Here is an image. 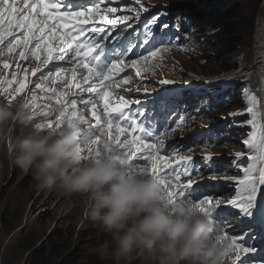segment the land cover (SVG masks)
<instances>
[{"label": "snow or ice", "instance_id": "1", "mask_svg": "<svg viewBox=\"0 0 264 264\" xmlns=\"http://www.w3.org/2000/svg\"><path fill=\"white\" fill-rule=\"evenodd\" d=\"M123 2L91 0L90 6L74 11L73 6L68 4L62 11L63 0H0V57L15 56L22 61L34 59L38 62L32 68L31 75L36 77L39 73V76L29 89L31 94L25 97L32 105L36 118L48 112L52 105H39L37 102L41 97L35 90L50 93L47 100L61 106L63 115L61 118L54 114V118L48 117L44 123L51 127L59 119L56 126L63 129L72 121H77L81 136L91 130V134L84 140L82 153L90 151L93 143L98 146L101 141H108L119 151L129 154L132 170L140 173L147 171L155 178L165 188L173 204L190 201L217 223L213 213L219 207V201L214 204L212 195L196 193L192 189L196 183L192 179L193 157L181 154L175 144L166 145L165 142V137L181 126L184 111L181 110L174 126L165 127L175 106L162 101L157 122H147L143 111L134 112L131 108V105H140L141 101L125 99L117 91L133 80V76L127 73L119 80L116 79L125 69L135 70V77L142 81V72L163 67L162 64L153 65L152 60L159 58L162 61L170 48L179 49L171 40L165 43L164 37H157L152 31L153 26L166 13H157L147 18L142 26L143 31H138L130 21L138 23V9H148L141 0H130L121 8ZM162 28L167 29L169 25L165 23ZM133 33L137 35L133 37ZM110 39L119 42V49L116 43L111 46L106 43ZM0 63L4 69H9L8 59ZM23 71L26 72L27 68ZM78 79L80 82H77ZM12 81L18 86L10 91L0 87V94L6 93L0 103H11L28 88V84L17 79L15 73L7 83L10 85ZM3 83L0 77V84ZM159 83L164 85L173 81L162 79ZM143 90L146 93L149 91L146 85ZM123 91L130 92L132 89ZM136 91H140L139 86ZM80 93H87V98ZM113 95L118 96V100L110 102L109 97ZM243 95L246 98V113L237 115L246 114L250 117L247 125L251 131L243 142L247 151L234 155L238 162L240 158L246 157L247 166L239 167L238 163L234 170L241 175L224 179L236 182L237 198L229 201V204L237 207L243 215L250 216L252 209L257 207V198L264 200V104L251 87ZM101 106L102 111L99 110ZM88 114L92 121L87 118ZM191 150L188 149L189 152ZM205 158L212 160L210 153ZM182 177L187 178L186 182H182ZM210 179L215 180L216 177L211 176ZM241 193L246 195L242 196ZM201 195L203 198H200ZM222 229L232 254L235 253L234 259L231 254L229 260L233 264H246L248 258L246 255L242 258L241 253H255L256 249L245 246L243 237L238 241Z\"/></svg>", "mask_w": 264, "mask_h": 264}, {"label": "clouds", "instance_id": "2", "mask_svg": "<svg viewBox=\"0 0 264 264\" xmlns=\"http://www.w3.org/2000/svg\"><path fill=\"white\" fill-rule=\"evenodd\" d=\"M145 3L160 5L158 0ZM180 68L170 64L169 71L176 76L184 65ZM53 114L62 118L63 108L54 105L38 119L25 97L0 103V154L6 148L12 166L25 175L31 171L37 189L58 190L57 197L82 207L78 228L89 221L87 229L108 237L94 255L101 253L111 264L133 255L143 264H229L232 249L222 227L199 207L190 201L173 204L155 178L132 170L129 154L108 141L93 143L82 153L91 130L79 135L77 121L60 129L59 119L49 127L44 121ZM76 245L74 241L72 249Z\"/></svg>", "mask_w": 264, "mask_h": 264}, {"label": "rangeland", "instance_id": "3", "mask_svg": "<svg viewBox=\"0 0 264 264\" xmlns=\"http://www.w3.org/2000/svg\"><path fill=\"white\" fill-rule=\"evenodd\" d=\"M158 1L159 7H152L147 3H143L148 11L138 9L141 15L139 22L141 21L144 25L146 19L152 15L166 13L153 26L152 31L157 37L163 36L165 43L171 40L173 44L179 46V49L176 47L170 48V54L173 57L172 62L180 67L184 65L182 73L176 75L190 78V73H221L223 70L220 61L216 58L219 53H217L218 51L213 44L209 42L207 31L209 30L213 33L216 31L218 33V30L210 24L202 23L200 26V18H206L209 11H214L218 5L227 0ZM126 4L128 3L120 5L121 8ZM260 4L256 29L264 17V0H261ZM187 6L192 8L188 12L184 11V7ZM205 10L207 16L203 14ZM179 12L183 13V15L178 16ZM186 15H188V21L192 19L188 26H186L185 21ZM165 23L169 25V28H162V25ZM256 29L255 27L253 29L255 57L258 50V31ZM173 33L175 35H172ZM236 51V48H230L227 54V59L230 62L236 61L239 58V54ZM256 63V58H254L255 68H257L258 64ZM14 73L17 75V69ZM159 73L161 74V71ZM237 79L243 81L241 77H237ZM144 83L148 89L153 90H149L147 93L144 91L137 92L136 87L133 86L130 88L132 89L130 92L135 94L132 99H139L141 101L140 105L131 106H133L135 111H143L145 118H148L155 111L159 110L161 102L166 100V98L167 103L171 105L170 102L172 100L176 99L179 94L182 95V100H179L174 105L175 111L169 115L167 124L173 119H177L181 110L185 113L184 120L175 132H170L165 137V142L166 145L175 144L177 148H180L181 153L193 157V162H195L193 165L202 172L203 183L211 182L210 177L215 176L214 174L231 171L230 166L233 162H236V168L238 163L239 167L247 166L246 157H242L243 160L240 158L238 162L234 155L237 151L241 153L247 151V149H244L245 128H242V125L248 121V115H237V113H246L245 101L233 96L232 103H222L219 108L214 107L209 97V91L220 87V84H207L205 86L196 84L193 88L198 89V92L195 93L193 90L190 93L192 89L188 87L163 88L156 79H151ZM13 85L12 83L8 85L9 91L15 87ZM238 87L239 85L235 88ZM26 89L23 93L18 94L17 98L29 96L31 93L30 91L26 92ZM130 92L122 90L120 94L124 95L125 99H128L126 94ZM40 97L41 99L37 102L38 104L43 100L44 93ZM219 101H222V99ZM203 104L206 105L204 108H202ZM178 107L181 108L179 112ZM171 117H173L172 120ZM189 148L192 149L191 152L188 151ZM209 153L212 156V160L210 161L205 158ZM23 172L25 173L20 168L12 166L7 156L6 148L2 149L0 154V195H3V198L0 201V216L6 204L9 205L12 216L8 215L6 222L0 221V264H31L32 254L30 252L32 247H29L30 241L43 236H49L47 244L56 243L62 246L61 248L71 245L69 246L71 247L70 251L73 250L72 246L75 241L77 245L74 247V251L83 247L85 250V260L89 264H111L101 253L94 255L96 250H101L108 242V237L87 229L86 224L91 225L89 221L78 228L80 215H84L82 207H78L73 199L57 197L58 190L53 191L49 188L43 190L37 189L31 171L26 172V175ZM234 173L241 174L237 171ZM224 182H227V180L219 179L212 184L222 185ZM17 183L19 184L15 186ZM205 186L208 187L207 184ZM39 190H42V193L37 197L36 195ZM219 214L222 215V212H219ZM228 218L225 217V220ZM227 223L226 225H232V222ZM23 225L26 226L21 228ZM236 234L243 233L239 229ZM92 235L98 236L88 237ZM232 255L234 259L235 253ZM55 259L56 257L53 259L47 258L42 264H49ZM122 264H143V261L138 255H133L122 262ZM229 264H233V261L229 260ZM246 264H249V262L246 261Z\"/></svg>", "mask_w": 264, "mask_h": 264}, {"label": "trees", "instance_id": "4", "mask_svg": "<svg viewBox=\"0 0 264 264\" xmlns=\"http://www.w3.org/2000/svg\"><path fill=\"white\" fill-rule=\"evenodd\" d=\"M260 1L230 0L220 5V10L215 12L209 11L208 16L202 20L203 24H210L213 28H217L218 36L221 34L218 43H213V46L217 49V53H219L218 57L222 59V69H232L237 66L236 63L226 60L230 47L231 49L236 48V50L244 51L252 43L254 20L259 10ZM2 198L3 195H0V201ZM8 215L12 216L9 205L6 204L1 213L0 221L6 222ZM47 240H49V236L46 238L45 236L34 238L30 241L29 247H32L30 252L32 254L31 264H42L47 258L53 259L54 257L56 259L49 264H89L87 261H84L81 249L74 251L75 248H73L70 251L71 247L69 246L71 245L61 248L62 246L56 243L47 244ZM40 241L41 243L39 244Z\"/></svg>", "mask_w": 264, "mask_h": 264}, {"label": "bare ground", "instance_id": "5", "mask_svg": "<svg viewBox=\"0 0 264 264\" xmlns=\"http://www.w3.org/2000/svg\"><path fill=\"white\" fill-rule=\"evenodd\" d=\"M247 6V5H245ZM248 7V6H247ZM246 9V7H245ZM250 9V7H249ZM259 9V8H258ZM248 10V9H247ZM229 11V10H228ZM233 12V11H232ZM249 12V11H248ZM218 14V13H217ZM215 15V14H214ZM217 16V15H216ZM263 21L261 22V25L258 29V35H257V54H256V62L258 64L261 65V74H260V84H261V99L262 102L264 104V17L262 19ZM141 24L135 25V27H137V29L140 27ZM181 25V24H180ZM131 31V30H130ZM226 32V31H225ZM236 32V31H235ZM228 33V32H227ZM221 35V34H220ZM219 35V36H220ZM143 39V37L141 38ZM239 39V38H238ZM135 42V41H134ZM222 42V41H221ZM117 46H119V42L116 43ZM211 46V45H210ZM228 48V47H227ZM231 48V47H230ZM199 49V48H198ZM222 50V49H221ZM226 51V50H225ZM8 59V57H0V60L2 59ZM14 59H18L16 57H13ZM204 81H201V83ZM170 117V116H168ZM173 119V117H171V120ZM241 126V125H240ZM243 126V125H242ZM243 160V158H242ZM247 160V159H246ZM242 162V161H241ZM240 162V163H241ZM195 163V162H193ZM209 173V172H208ZM214 173V172H213ZM236 174V173H235ZM238 174V173H237ZM215 175V174H214ZM206 184H201L199 185L197 188H193V190H195L196 193H201V194H210L213 197V203L215 204V202L218 200L219 202L222 201H226L227 198L234 192V188H235V184L233 181L227 180V182L222 183V185H213L212 188H208L205 186ZM200 198H203V196L201 195ZM258 198L257 199V206L259 205L261 207L262 212H264V200ZM256 208V207H255ZM254 208V209H255ZM254 209L253 212H254ZM217 211L215 210V212L213 214H216ZM246 215H243L241 213V211H236L235 213H233L230 216V220L232 222L235 223V226L233 230H228L225 229L226 231L229 232L230 236L234 238V235L237 233V231H239L241 233L245 232L246 229V225L249 222V219L245 217ZM254 216V215H252ZM222 227V226H221ZM248 256V255H247ZM247 261L249 262V264H261L260 262H256V261H250L249 259H247Z\"/></svg>", "mask_w": 264, "mask_h": 264}]
</instances>
